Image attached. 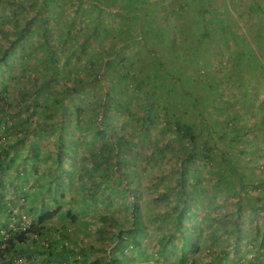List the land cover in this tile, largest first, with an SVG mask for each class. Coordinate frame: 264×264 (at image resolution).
Returning a JSON list of instances; mask_svg holds the SVG:
<instances>
[{"label":"rangeland","instance_id":"1","mask_svg":"<svg viewBox=\"0 0 264 264\" xmlns=\"http://www.w3.org/2000/svg\"><path fill=\"white\" fill-rule=\"evenodd\" d=\"M220 5L226 14V23L232 25L233 31L232 29L230 31L226 29L223 33L219 31V35H215L219 37L217 42L214 40L216 43L212 42L209 44L210 42L203 40L200 46L202 49H205L203 52L204 58L211 57L210 65L208 67L202 66V62L200 63L196 60L191 65V68L186 70L195 76L198 88L200 87L199 84L205 87L208 83H212L221 89L219 92L222 94V99L216 101V105L220 106L221 109L210 115L204 102L198 103L197 106L192 105L190 109L191 112L194 110V113L197 112L198 107L206 110V113L209 115L207 117L208 122L221 120L224 115L231 119L235 114L239 113L240 119H238V123H243L245 129L248 131L247 141H237L235 142L236 145H231L228 141L229 139L222 141L216 131H213L207 139L210 143L224 145L226 149L235 154L232 160L236 161L235 166L243 173L244 180L248 183V187H250L258 179L264 180V173L262 172L260 175L262 165L264 164V51L263 47H261L264 40L260 39L256 34L257 32L260 33L264 26V0H223L222 2L220 1ZM66 6H62L58 10L52 9L48 12V14H55L59 17V22L64 28L61 35H58L60 32L54 24L42 22L36 17L34 21L32 20L31 31L26 32L22 36L24 48L21 50V45L18 43L13 46H9V44L15 36L13 34L15 28L24 26L25 16L23 17L18 13L17 20L20 23L19 25L14 24L11 5H4L0 2V56L8 49L16 52L15 56L9 59L8 65L0 64V102L3 101L4 97L10 96L12 104L16 107L15 102L18 99V90L30 91L33 87H38V83L43 78V83H46L45 78L50 72L43 67L45 64H42L39 60L40 56H42L40 48L44 47L45 41L42 31L44 27L49 30L47 35L48 40L51 41L50 45L56 46L55 43H60L66 39L65 29L68 26L66 24H69V20L73 17L70 9H67ZM31 14L34 16L35 11L32 10ZM91 14L82 13L77 19L79 29L82 28L80 34H77V31L75 32L79 40L88 33L85 22L86 19L90 18ZM109 18L110 22H112L111 24L115 23L116 26L117 17L112 15ZM182 20H180L176 33L177 39H175L176 47L179 50H174V57H178V59L184 54L183 46L186 43L184 42V29H189L191 26V30L196 31L199 25L194 21L182 23ZM185 25H188L189 28H185ZM116 31L117 29L113 33H116ZM221 33L223 35H220ZM106 34L108 35V33ZM108 36L110 37L111 35ZM233 36L240 40L242 39L243 42L241 44L244 43V46L247 47L249 45L254 50L257 56L256 59L262 64V67L252 71L250 76H247L249 78L247 83L243 82V79L236 77L235 74L238 65H235L236 60H234L232 52L240 50L241 44L239 43L237 48L231 52H227L221 46L227 43L229 38ZM71 39L72 37L68 39L64 49L59 51L60 59L58 64L64 67L63 57L70 51L72 58L67 64V70H65L70 75L67 78L65 74L59 76L57 80L52 81L51 86L45 84V89H57L61 81L66 79L72 87L77 85L83 86L84 83L90 80L89 56H96L98 52L93 51L94 49H91L88 45L79 54V47L77 49L76 44ZM115 40L118 42L121 41V38ZM107 42L108 40L106 39L104 45ZM88 43L90 44V38ZM148 52L147 47L143 45L135 47L133 51L129 52L128 54L131 56V68L134 69L148 65L151 60L150 53ZM176 61L177 59L172 60L174 64L177 63ZM238 69L240 70V68ZM78 76H81L83 81L80 82ZM113 82L115 83V88L117 86L122 87L121 93L125 92L123 99L129 101L127 92L132 88L133 84L128 82L127 85L122 86L116 79ZM97 87H99V84L95 85L96 91L88 89L87 94L81 101L83 102L84 109L81 110L79 115H76L75 110L68 109L69 118L67 117L66 119L67 127H65V131L70 135V140L67 142L68 149H66V154L61 159L62 164L59 165L57 161L55 153L56 141L54 137L62 129L63 118L60 114H50L48 109H43L39 103L35 106L34 115L26 119L27 113H21L16 117L19 120H25L24 124L19 128L25 127L28 130L27 133H33H30V136L25 135L10 127L8 131L9 139L3 138L0 141V147L6 144L9 145V142H12V140H19L20 137L25 135L23 138L26 142L24 141V143L20 140L17 145L18 149L9 145L11 153L16 154L17 160L13 165H17L18 159L21 156H29L32 146L30 142L34 140V143L39 146V150L37 151L39 164L36 171L30 174L31 177L28 183L38 179L44 184L47 181L46 178H48L53 184L52 188L55 187V183L50 176L51 174L58 175L59 171L62 172L63 168L59 167L63 165L65 166V176L62 177L65 186H63V189L67 190V188L75 186L74 190L77 191L79 188L89 187L90 182L97 180L94 176L101 174L103 169L108 170L107 166L113 164L115 167L114 162L108 164L105 161L103 153H107L112 148L110 147V143L113 146L119 140L122 142L126 140V149L119 156L129 162L126 165V168L129 167L126 173L129 174L130 182L134 183L133 186L136 187L137 194L135 195L131 191L124 189V186L119 183H113L114 180H117V176L124 175L123 171L125 168L123 167L119 172L115 171V173L109 169L106 174L107 176L99 180V187L93 196H89L88 192H86L83 197L76 196L74 199L68 193L65 198L61 197L63 207L58 213L34 224H30V222L37 216L35 211L28 212L26 210L27 207L21 205L22 200H17L16 206L9 202L8 206L13 210L14 214L11 215L10 219L0 221V234L3 236H1L2 239L0 240V264H4L2 263L4 256L6 258L10 257L12 260L6 264H53L55 256L61 261L58 264H105L110 254L115 256L116 251L112 249L118 238H115L114 235L115 225H103L99 219L100 215L107 213L113 217L121 216V225L127 227L130 223L128 218L130 217V213H132V199L136 201L135 211L137 216L141 218L144 226L140 247L137 246L131 249L133 245L130 244L127 248L128 251L130 250V252H134L135 254L132 264H207L208 262H214L217 255H221L224 258L222 264H233L234 259H239L243 264H264V247L259 246V242H255L253 237L254 214L250 212V207L241 206L238 208L237 202H235L236 197L231 195L223 184L218 185L216 190L212 189V186L218 184L217 182H213L218 179L219 171H215L211 163L209 165H206V163L200 165L190 173H187V184L193 182L194 176L199 174L195 185L196 188L194 191L189 188V195L193 193V196L196 198H194L193 204L195 208L198 207L199 215L197 218L203 224V230L196 233L186 223V226L189 228L188 231L192 235H189L190 239L187 241L188 244L186 245L185 252L182 249L183 238L179 234V231H174L173 241L165 246L162 245L163 236L167 235L166 232L171 226L169 223L170 213H176L182 207L183 201L188 198L179 188L170 193V189L177 186L180 181V162L178 158L183 155V145L174 140V137L169 132H166L168 128L163 132L165 138L159 144L155 143V140L149 141L145 137L144 140L137 137L136 133L139 132V129L136 128V124L139 123L135 119V116L131 115L129 118H125L127 112L124 109L118 110L116 107L114 111L112 110L115 119L112 127L107 128L105 133L97 132L96 130L100 127L94 112H98V108H93L90 104V101L100 94ZM205 94L204 92L201 93V100H206L207 95ZM43 98H45V95L41 93L40 100L38 101L46 103L50 108L56 107L53 104V95H50L49 98ZM132 105L134 104L132 103ZM132 105H130V109L141 117L144 112L142 102L139 100L135 106ZM8 114L6 110L2 112L0 109L1 125L5 124L6 120H8L9 124L15 120L12 121ZM43 122L50 123V133L38 138L37 128ZM154 122L155 128L152 130V134L156 135L162 118H155ZM203 124L204 121L198 120V129L202 130L199 140L206 138V124L205 126ZM253 125L254 127L251 128ZM166 140H172V144L163 146L165 149L162 153L149 159L148 156L154 152L155 147L165 144ZM250 142L252 143L248 145ZM92 159L97 164L100 161L101 164H98V168H96ZM227 171L223 169V172L229 175ZM42 172H47V174L41 176ZM165 189L170 191L167 192L168 195L163 200L159 198V195ZM37 190L36 192L40 191L38 188ZM255 192V194H250L249 197L254 201L255 206H257L262 202L257 193L263 195L264 188L259 186ZM12 194L8 192L7 196L9 197ZM108 194L110 197H108ZM235 195L238 196L239 194L236 193ZM40 199L42 198L40 197ZM45 200L49 204H53L54 199L51 192L45 193L43 201ZM240 201L244 205L247 200L243 198ZM47 207L42 206L41 209L40 206L36 210L45 211ZM67 208H71L70 210L75 212L73 218L64 215L63 212ZM260 211L264 214V203L263 209ZM220 217L235 219L239 222L242 226L240 233H242V238L245 242L242 244L238 243L236 246V232L231 231V229L227 231L223 227L216 230L217 237L211 239L212 228L207 224L210 221L212 222L213 219ZM263 223L264 220L260 218L259 224L263 225ZM229 225L234 229L233 227L235 226L231 221H229ZM13 227L17 229L15 233L10 231ZM63 229L66 231L65 235L62 232ZM157 229H160V232ZM263 229H261L262 232H264ZM22 230H26L23 240L15 243L10 250L4 249L6 240L10 236L16 237ZM189 241L192 245L189 244ZM193 243L196 244L193 245ZM62 244L64 246L68 245L71 249L70 253L64 256L65 258L61 256ZM47 246H50V250H48L50 252L43 248ZM119 255L122 256L124 264H128L127 256L123 253H119Z\"/></svg>","mask_w":264,"mask_h":264},{"label":"trees","instance_id":"2","mask_svg":"<svg viewBox=\"0 0 264 264\" xmlns=\"http://www.w3.org/2000/svg\"><path fill=\"white\" fill-rule=\"evenodd\" d=\"M220 1L222 2L223 0H0L4 5H11L14 24L19 25L20 23L17 20L18 13L23 17L25 16L24 26L15 28V32L13 33L15 36L9 44V46H13L18 43L21 45V50L24 48L22 36L26 32L31 31L32 20L34 21L36 17L42 22L54 24L56 29L60 32L58 35H61L64 28L59 22V17L55 14H48V12L52 9L58 10L62 6L67 5V9L69 8L73 14V17L69 20V24H66L68 25L65 29L66 39L60 43H55L56 46L50 45L51 41L48 40L47 35L49 30L46 27L43 28L42 34L44 35L45 41L44 47L40 48L42 56H40L39 60L42 64H45L43 67L50 72L45 78L46 83H43V78V80L38 83V87H33L30 91L18 90V99L15 102L16 107L12 104L10 96L4 97L3 101L0 102L1 111L3 112L6 110L12 121L15 119L10 124L8 120H6L5 124H0V141H2L3 138L6 140L9 139L8 131L10 127L25 135L33 133H27L28 130L25 127L19 128L24 124L25 120H19L16 117L21 113H27L26 119L34 115L35 106L39 103L43 109H48L50 114H60L63 118L62 129L54 137L56 141L55 153L57 161L59 165L62 164L61 159L63 155L66 154V149H68L67 142L70 140V135L65 131V127H67L66 119L67 117L69 118L68 109L75 110L76 115H79L81 110L84 109L83 102L81 101L87 94L88 89L96 91L95 85L99 84L97 88L100 94L95 96L94 100L90 101L93 108H98V112H94L100 127L96 130L97 132L105 133L107 128L112 127L115 122L112 110L114 111L116 107L118 110L124 109L127 112L125 118H129L131 115L135 116V119L139 123L136 124V128L139 129V132L136 133L137 137L143 140L145 138L149 141L155 140V143L159 144L162 139L165 138L163 132L168 128L166 132H169L171 136L174 137V140L183 145V155L178 158L180 162V181L177 186L170 189V193L176 191V188H179L188 198L183 201L182 207L179 208L176 213H170L169 223L171 226L166 232L167 235L163 236V241H161L163 246L173 241L174 231H179V234L183 238L182 249L185 252L186 245L188 244L187 241L190 239L189 235H192L191 232L188 231L189 228L186 226V223H188L190 229L192 228L196 233L203 230V224L200 223L199 218H197L199 215L198 207L195 208L193 204L196 198L193 196V193L189 195V188L192 191L196 188L195 185L199 174L194 176L193 182L187 184V173H190L200 165L205 163L209 165L211 163L215 171H219L218 179L213 182H217L218 184L212 186V189L216 190L218 185L223 184L226 190L236 197L234 198L238 208L241 206L250 207V212L253 213L255 217L253 226L254 241H258L259 246L264 247V232L261 231V229L264 228V223L263 225L259 224L260 218L264 220V214L260 211L263 209L264 194L257 193L259 199L262 200L261 204L257 206H255L256 204L249 197L250 194L256 193L255 191H257L259 186L264 188V180L258 179L248 187V183L244 180L243 173L235 166L236 161L232 160L235 154L226 149L224 145L223 147L218 143H210L207 139L213 131H216L218 137L222 141L229 139L228 141L231 145H236L235 142L237 141H247L248 131L245 129L243 123H238V119H240L239 113L235 114L231 119L224 115L221 120L208 122V113L212 115L221 109L220 106L216 105V101L222 99V94L219 92L221 89H219L216 84L212 83H208V85L205 86L206 88L199 84L200 87L198 88L195 76L186 70L191 68V65L196 60L200 63L202 62V66L208 67L210 65L212 60L211 57L204 58L203 52L205 49H202L200 46L203 40L210 42L209 44L212 42L216 43L219 37L215 35H219V31H222V33L226 29L228 31L232 29L233 31L232 25L226 23V14L221 8ZM32 10L35 11L34 16L31 14ZM82 13L92 14L85 22L88 31L87 35L79 40L77 34H80L82 28L79 29L77 19ZM112 15L117 17L116 26L115 23L112 25V22H110L109 17ZM181 19H183L182 23L186 21L187 23H191L194 21L199 25L196 31L191 30V26L190 28L188 25L184 26L190 30L184 29V42H186L185 46H183L184 54L178 59V57H174V50H179L176 47L175 39H177L176 33ZM83 28L85 29L84 26ZM115 29H117V31L113 33ZM76 31L77 34L75 33ZM106 33L111 36L109 37ZM222 33L220 35H223ZM256 34L260 39L262 38L264 40V26L262 27V31ZM70 37H72L71 41H74L77 49L79 47V54L84 51L88 45L91 49H94L93 51L98 52L96 56H89L90 59L88 63L91 78L87 83H84L83 86L77 85L72 87L66 79L61 81L57 89H45V84L51 86L52 81L57 80L59 76L65 74L67 78L68 75H70L65 71L67 70L68 62L72 58V53L70 51L63 57L64 67L63 65H58L60 59L59 51L64 49ZM89 38L90 44L88 43ZM120 38L121 41L117 42L115 40ZM106 39L108 42L104 45ZM242 42V39L240 40L233 36L229 38L227 43L221 46L227 50V52H231ZM243 44H241L240 50H235L232 54L234 60H236L235 65H238V68H240V70L237 68L235 71L236 77L243 79L242 81L247 83L249 80L247 76H250L252 71L262 67V64L256 59L257 56L254 50L249 45L246 47ZM142 45L146 46L149 51L148 53H150V63L146 66L132 69L130 66L131 56L128 53L133 51L135 47ZM262 45L261 47H263L262 49L264 51V41ZM15 53L16 52L12 49L5 50L0 56V64L8 65L9 59L14 57ZM174 59H177V63L175 64L172 62ZM78 79L80 82L83 81L81 76H78ZM115 79L118 80L122 86L127 85L128 82L133 84L132 88L127 92L129 101L123 99L125 92L123 94L121 93V86L115 88V83L113 82ZM202 92L206 93V100H201L200 95ZM41 93L45 95V98H49L50 95H53V104L56 107L50 108L46 103H40L38 100H40ZM139 100L142 102L144 108L141 117L130 109V105L133 103L134 105L132 106H135ZM200 102L205 103L208 113H206V110H202L199 107L196 113H194V110L191 112L190 107L192 105L197 106ZM158 117L162 118V122L158 132L154 135L152 134V130L155 128L154 119ZM198 120L204 121V126L206 124L205 128L207 134L205 135L206 138L202 140H199L202 130L198 129ZM253 127L254 125L251 128ZM50 129V123L43 122L42 125H39V128H37V137L39 138V136L50 133ZM25 135L20 137L19 140H12V142H9V145L18 149L17 145L20 140L26 142L23 138ZM125 143L126 140L123 142L119 140L113 146L112 143H110V147L112 148L107 153H103V158L108 164L114 162L115 167L113 164L110 165L111 167L107 166L108 170L111 169L114 173L115 171L119 172L123 167L125 168L123 171L124 175L117 176V180H114L113 183L116 182L121 184L124 186V189L136 195V187L133 186V182H130L129 174L126 173V170L129 168H126V165L129 162L123 160L119 156V154L126 149ZM251 143L252 142L248 145ZM30 144L32 146L29 151V156H21L18 159L17 165H13L17 159L16 154L11 153L9 145L6 144L0 147V221H6L11 218L14 212L8 206V203L11 202L12 205L16 206L17 200H22L21 205L26 206L28 212L31 213L35 211L37 213V216H35L30 224L42 221L46 217H50L62 209L61 197L65 198L69 193L74 199L76 196L81 198L86 192H88L89 196H93L99 187V180L107 176L108 170L106 171L103 169L101 174L94 176L97 180L90 182L89 187L79 188L75 191V186H73L65 190L63 189L64 183L62 181L64 180L62 177L65 176V166L61 165L59 168H63L62 172L59 171L58 175L51 174L50 176L55 183V187L52 188L53 184L48 178H46L47 181L44 182V184L38 179L28 183L31 177L30 174L36 171L39 164V156L37 154L39 146L34 143V140H31ZM170 144H172V140H166L165 144L155 147L154 152L150 154L148 158L150 159V157L158 156L165 149L163 146ZM92 160L96 168H98V164H101L100 161L97 164L94 159ZM223 169L228 170L227 172L229 175L223 172ZM262 172L264 173V164L262 165L260 175ZM46 174L47 172H42L41 176ZM37 188L40 189L39 192H36L38 191ZM170 190L165 189L159 195V198L164 200L166 195H168L167 192ZM8 192L13 194L8 197ZM50 192L54 199L53 204H49L46 200L43 201L45 193ZM236 193L239 195H235ZM40 197L42 199H40ZM108 197H110L109 194ZM243 198L247 200L244 205H242V201H240V199ZM40 206L41 209L42 206L48 207L45 208L47 209L45 211L36 210V208ZM131 206L132 213H130V217L128 218L130 223L127 227L121 225V216L113 217L111 214L107 213H102L100 215L99 219L103 225H115L114 235L115 238H118L112 249H115L118 253L115 252V256L110 254L105 264H124L122 256H120L119 253H123L127 256L129 261L127 262L128 264H132L134 261V252L128 251L127 248L130 244L133 245L131 249L137 246L140 247L144 226L141 218L137 216L135 211L136 201L134 199L131 200ZM70 209L71 208H67L63 213L73 218L75 212H72ZM230 219L220 217L213 219L212 222L210 221L207 224L212 228L210 238L213 239L217 237L216 230L220 227H223L227 231L231 229V231L236 232L235 241L237 243L235 245L237 246L238 243L242 244L245 242L242 238V233H240L242 226L235 219ZM229 221L233 223L235 226L233 228L235 230L230 227ZM159 230L160 229H157L158 232H160ZM10 231L15 233L17 229L13 227ZM25 231L26 230H22L16 237L10 236L6 240L4 249L10 250L15 243H19L23 240ZM62 232L65 235V229H63ZM1 239L0 236V240ZM189 244L192 245L190 241ZM195 244L196 243H193V245ZM62 246L61 256L64 257L70 253L71 249L68 245L64 246V244H62ZM43 248L47 251L50 250V246ZM9 258L4 256L2 263L6 264L11 262L12 260ZM53 261V264L61 262L56 256ZM222 261H224V258H222L221 255H217L214 262H208L207 264H222ZM233 264L243 263L240 262L239 259H234Z\"/></svg>","mask_w":264,"mask_h":264},{"label":"clouds","instance_id":"3","mask_svg":"<svg viewBox=\"0 0 264 264\" xmlns=\"http://www.w3.org/2000/svg\"><path fill=\"white\" fill-rule=\"evenodd\" d=\"M0 236H2L1 234H0ZM3 237V236H2Z\"/></svg>","mask_w":264,"mask_h":264}]
</instances>
